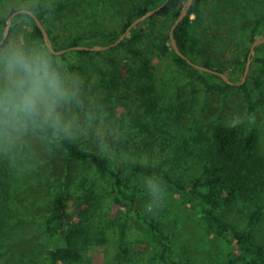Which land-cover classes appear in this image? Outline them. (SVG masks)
I'll use <instances>...</instances> for the list:
<instances>
[{
  "label": "rangeland",
  "instance_id": "obj_1",
  "mask_svg": "<svg viewBox=\"0 0 264 264\" xmlns=\"http://www.w3.org/2000/svg\"><path fill=\"white\" fill-rule=\"evenodd\" d=\"M143 1L0 0V29L6 30L4 20L14 8L32 7L35 15L46 10L51 45L67 49L63 56L46 42L31 43L30 20L22 17L13 29L11 21L8 44L0 47V74L13 50L40 55L68 92L56 119L41 114L42 122L33 118L9 126L0 116V264H59L52 255L56 233L49 228L59 195L67 199L68 227L81 230H69L66 237L81 254L71 264H164L145 216L167 243L168 264H247L233 239L210 232L201 208L151 178L129 174L125 189L135 201L119 202L110 175L90 161L68 157L62 137L114 165H155L181 183H196L202 192L209 190L206 182L214 168H220L228 181L235 177L237 192L215 214L247 231L249 241L264 252V43L255 48L245 75L253 39L264 38V0H204L196 28L200 57L212 69L233 73L228 86L163 51L170 45L172 15L142 21L150 33L136 43L97 53L89 47L102 44L108 33H119ZM147 39L154 46L147 43L152 49L144 50L141 43ZM74 41L88 49L74 51ZM138 49L151 71L136 55ZM217 126L237 129L240 139L255 132L254 155L240 166L236 157L226 163L213 146Z\"/></svg>",
  "mask_w": 264,
  "mask_h": 264
},
{
  "label": "trees",
  "instance_id": "obj_2",
  "mask_svg": "<svg viewBox=\"0 0 264 264\" xmlns=\"http://www.w3.org/2000/svg\"><path fill=\"white\" fill-rule=\"evenodd\" d=\"M167 0H146L141 2L135 11L134 18L122 28V30L118 33H108L102 44H89V47H97L96 53L99 51H103L100 47L105 45H112L122 33L125 32L127 27L137 18L144 15L146 12L160 7ZM188 0H169L165 6H163L160 10H158L155 14L148 17V19L153 18L155 15H172L173 22L177 17L181 14L183 9L186 7ZM204 4V0H194L191 5L187 16L177 25L174 30V36L177 42L178 47L182 51V53L187 56L194 63H199L200 65L210 67L208 62L204 61L202 57H200V42L198 37L196 36V28L198 25L199 17L201 16L202 6ZM61 9V7H59ZM17 10H23L17 12L12 18V26L11 29L14 28V23L17 22L22 17H26L30 20V27L28 28L27 38L32 42L37 43H45L44 34L36 23L34 17L27 12V10L34 11V8L29 7H20L12 9V12ZM49 11L43 10L40 11L37 15L38 19L41 21L47 33L49 35L50 41L53 42L52 37L50 36V30L46 28L44 19L46 18V14ZM10 14V15H11ZM192 15H195L193 18ZM8 18L4 20L5 24L11 23L8 22ZM143 23H138L135 27L131 29V31L125 36L124 40L121 41L117 46H125L128 41L131 43H136L140 41L142 38L146 37L150 32V30L142 29ZM171 27V26H170ZM5 28L0 29V42L4 38ZM167 38L170 41V45H163V51H169L173 57V59L178 64H183L189 66L195 72L202 71L191 64H189L182 56H180L173 48L171 39L169 37V33H167ZM256 41V39H253ZM154 44L148 42V39L142 41V45L144 50L152 49L151 46ZM8 44V38L4 41V43L0 47H4ZM80 43L78 41H74L71 46H79ZM102 45V46H100ZM114 47V46H112ZM260 46L256 47V50H259ZM56 49V48H55ZM56 50H67L62 48H57ZM76 52L82 53L83 49H74ZM60 55H65V51ZM136 55L141 57L142 63L146 66L147 71H151V65L142 57L144 54L141 49H138ZM144 61V62H143ZM199 61V62H198ZM211 68V67H210ZM214 69V68H213ZM218 72H221L230 78L233 76V73H229L224 71L222 68L214 69ZM210 77L215 78L216 80L222 82L225 86L229 85L221 75L217 73L207 72ZM139 78L144 76L142 71H138ZM111 75V74H110ZM114 77L111 79L113 80ZM38 118L39 122H42V116L34 117ZM31 119H26V121H31ZM39 132L44 130L42 127L39 128ZM51 131L48 133V136L51 135ZM61 145L67 152L68 157L74 160L81 161H90L92 162L97 169L107 173L113 180L114 186L116 188V192L118 193L117 200L119 202H123L124 200H129L130 202L135 201L134 196L130 195L129 192L125 189L126 177L129 174H140L144 177L151 178L156 181L160 185L175 191L177 194L181 195L184 199L185 203L192 204L193 207L201 208L203 213L205 214V221L208 225L210 232L215 233L223 238L228 240H234L237 249L242 253L243 256L247 258V264H264V252L260 246L254 245L249 241V234L245 230H237L228 222L223 220L221 217L215 214L214 209L224 203L232 202L236 196L237 187H236V179L234 176H230L231 179H226V176L221 172L220 168H214V172L211 178H209L206 182L210 187L207 192H202L195 185L184 184L175 179H173L170 175L163 172L160 168L155 165H145L142 163H121L118 165H114L112 161L105 156H100L94 152L84 150L80 147L78 143H76L73 139L69 137H62ZM258 145V136L255 132L247 135L245 138L240 139L238 130L235 128H228L225 126H217L213 132V146L217 154L223 155L226 157L227 162L232 160V158L236 157L239 161L237 166H240V162L243 159H250L257 148ZM243 162V161H242ZM227 166V165H226ZM141 207V206H140ZM131 208L135 211L137 215H140L139 211L136 209V203H132ZM142 209L146 207H141ZM53 214L49 220L50 222V230H54L56 233L57 245L55 249L52 251L53 258L59 264H71L72 260H78L81 258V254L75 250L71 244L66 241V237L70 235L68 232L73 231L76 233H80L77 227L72 226L71 228L67 225L68 218V203L67 199L64 195L57 196L52 205ZM260 214V213H259ZM144 222L147 223L151 228L150 231V240L155 241L160 246V257L164 264H168L166 260V250L167 243L164 241L160 233L157 232L156 224L153 220H149L148 217H143ZM121 231L123 230V224L121 223Z\"/></svg>",
  "mask_w": 264,
  "mask_h": 264
},
{
  "label": "clouds",
  "instance_id": "obj_3",
  "mask_svg": "<svg viewBox=\"0 0 264 264\" xmlns=\"http://www.w3.org/2000/svg\"><path fill=\"white\" fill-rule=\"evenodd\" d=\"M0 75L3 76L0 116L6 125L21 123L41 114L46 120L56 119L58 105L68 98L61 77L43 56H29L13 50L5 57ZM147 211H153L151 206Z\"/></svg>",
  "mask_w": 264,
  "mask_h": 264
},
{
  "label": "water",
  "instance_id": "obj_4",
  "mask_svg": "<svg viewBox=\"0 0 264 264\" xmlns=\"http://www.w3.org/2000/svg\"><path fill=\"white\" fill-rule=\"evenodd\" d=\"M169 0H167L163 5H161L160 7H157L155 9H152L148 12H146L144 15H142L141 17L137 18L136 20H134L128 27L127 29L125 30L124 33H122L120 35V37L112 44V45H107V46H102L100 47L101 49H106V48H110L111 46H115V45H118L124 38L125 36L131 31V29L133 27H135L138 23L144 21L145 19H147L148 17H150L151 15L155 14L158 10H160L163 6H165V4L168 3ZM193 1L194 0H188L187 4H186V7L183 9V11L181 12V14L179 15V17L176 18V20L174 21L173 25L171 26L170 28V31H169V37L171 39V43H172V46L174 48V50L180 55L182 56L189 64H191L192 66L198 68V69H201L203 71H207V72H212V73H217L219 75H221L227 82L230 83L229 79L227 78V76L221 72H218L210 67H207V66H203V65H199L197 63H194L192 62L190 59L187 58V56H185L182 51L180 50V48L178 47L177 45V42H176V39H175V36H174V30L175 28L177 27V25L187 16L188 12H189V9L191 7V5L193 4ZM19 11H23V10H17L15 12H13L9 18H8V22H10L13 18V16L15 14H17V12ZM28 13H30L36 23L39 25V27L41 28L43 34H44V38H45V41L46 43L48 44L49 48L51 49L52 52L56 53V54H61L63 53L65 50H55L53 48V46L51 45V41H50V38H49V35L47 33V30L45 29V27L43 26V24L41 23V21L38 19V17L30 10H27ZM9 24H7L6 26V30H5V35H4V38L2 39V41L0 42V46L4 43V41L6 40L7 36H8V31H9ZM264 43V38L263 39H260V40H256L253 42L252 46H251V57L248 59V62H247V65H246V69H245V75L249 69V65H250V61L251 59L253 58L254 54H255V48ZM74 48L76 49H88L87 47H80V46H75ZM92 49H97V47H92Z\"/></svg>",
  "mask_w": 264,
  "mask_h": 264
}]
</instances>
